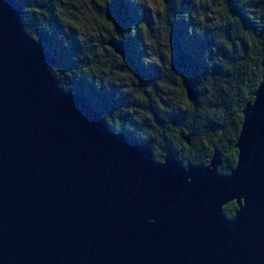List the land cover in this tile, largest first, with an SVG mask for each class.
Returning <instances> with one entry per match:
<instances>
[{
    "label": "water",
    "instance_id": "1",
    "mask_svg": "<svg viewBox=\"0 0 264 264\" xmlns=\"http://www.w3.org/2000/svg\"><path fill=\"white\" fill-rule=\"evenodd\" d=\"M24 14L0 0V264H264V76L230 173L219 151L208 165L160 161L61 86Z\"/></svg>",
    "mask_w": 264,
    "mask_h": 264
},
{
    "label": "trees",
    "instance_id": "2",
    "mask_svg": "<svg viewBox=\"0 0 264 264\" xmlns=\"http://www.w3.org/2000/svg\"><path fill=\"white\" fill-rule=\"evenodd\" d=\"M19 1L26 29L48 40L61 86L87 93L111 129L149 145L160 161L174 155L185 165H208L219 151L221 173L236 166L243 111L264 76V0H163L157 27L143 20L149 10L139 0H105L103 26L114 31L102 33L104 40L70 19L66 28L53 0ZM112 40L123 54L107 46ZM152 41L168 48L166 58L148 52ZM127 71L135 78L131 90L121 85ZM187 85L199 94L196 106ZM236 209L229 203L228 217Z\"/></svg>",
    "mask_w": 264,
    "mask_h": 264
},
{
    "label": "rangeland",
    "instance_id": "3",
    "mask_svg": "<svg viewBox=\"0 0 264 264\" xmlns=\"http://www.w3.org/2000/svg\"><path fill=\"white\" fill-rule=\"evenodd\" d=\"M55 4H57L58 10H60L62 17L65 20L72 21V25L74 27L79 28V30H83L90 34L91 36L96 37H103L100 36L102 33L104 35H107L108 32L114 31L112 29V25L108 24L106 26H103V13L108 8L107 2L105 0H53ZM140 3L145 6L146 9L149 10V15L145 14L143 16V20L147 25L157 27V25L160 23L159 16L162 12L163 8V0H139ZM23 5V4H22ZM63 9V10H62ZM112 10L109 9L108 16L111 17ZM25 15V14H24ZM144 15V13H143ZM70 19V20H69ZM33 25V24H32ZM69 28V24H66V28ZM117 33V31L115 30ZM38 37V36H37ZM40 39V37H38ZM104 40V38H102ZM153 42V41H152ZM154 44H150L149 42L146 44L145 48L148 50V52H151V55L154 57L161 53V51H164L165 58L168 55V48L166 46H162V49L159 48L160 46L157 45L156 41L153 42ZM109 48H113L109 44H107ZM114 49V48H113ZM105 59H110V56L108 53L104 52ZM107 81V78H103V82ZM135 78L132 76V74L127 71L124 73V76L121 79V85L122 88L131 90L134 85ZM168 92V89L165 87L163 88ZM177 101V100H176Z\"/></svg>",
    "mask_w": 264,
    "mask_h": 264
},
{
    "label": "bare ground",
    "instance_id": "4",
    "mask_svg": "<svg viewBox=\"0 0 264 264\" xmlns=\"http://www.w3.org/2000/svg\"><path fill=\"white\" fill-rule=\"evenodd\" d=\"M63 10V9H62ZM31 18V17H30ZM67 68V67H66ZM67 88V87H66ZM212 109V108H211Z\"/></svg>",
    "mask_w": 264,
    "mask_h": 264
}]
</instances>
